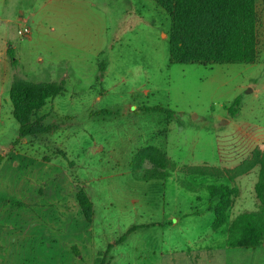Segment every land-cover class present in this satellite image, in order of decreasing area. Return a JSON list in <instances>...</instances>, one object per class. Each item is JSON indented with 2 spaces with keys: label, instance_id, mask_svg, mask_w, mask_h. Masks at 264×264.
<instances>
[{
  "label": "rangeland",
  "instance_id": "rangeland-1",
  "mask_svg": "<svg viewBox=\"0 0 264 264\" xmlns=\"http://www.w3.org/2000/svg\"><path fill=\"white\" fill-rule=\"evenodd\" d=\"M256 11V61L202 66L168 63L170 21L154 0H0V264H264V240L230 248L226 225L212 230L207 193L238 189L228 223L258 205V167L220 177L264 153V0ZM19 78L65 91L38 111L52 130L16 141ZM146 146L165 151L167 179L141 180Z\"/></svg>",
  "mask_w": 264,
  "mask_h": 264
},
{
  "label": "trees",
  "instance_id": "trees-1",
  "mask_svg": "<svg viewBox=\"0 0 264 264\" xmlns=\"http://www.w3.org/2000/svg\"><path fill=\"white\" fill-rule=\"evenodd\" d=\"M168 15L170 28L168 33L169 64H215L244 63L252 64L257 59V0H154ZM14 64L13 58H11ZM103 63L100 70L104 71ZM65 91L64 82L33 83L25 79H15L9 89L12 104V116L18 123V138L45 134L52 130L44 126L38 116L51 98ZM239 98H236L229 113L238 112ZM148 112L161 111V108H147ZM252 156L243 160L232 169H225L220 177L234 182L236 178L248 174L258 167L257 181L254 185L258 200L256 210L237 215L228 223L229 209L238 194L235 186L210 184L207 186L208 211L214 219L212 230H219L226 225L225 245L230 248H257L264 240V153L253 151ZM0 155V164L2 163ZM139 164L149 161L152 165L140 177L142 181L165 180L168 178L166 165L168 158L165 151L155 146H146L134 156ZM139 168V165H137ZM199 167L188 169V175H205ZM187 190L195 192L192 186ZM77 202L83 217H92V203L84 193L77 194ZM136 227L127 230L125 236ZM125 236L120 238L122 241ZM110 247V246H109Z\"/></svg>",
  "mask_w": 264,
  "mask_h": 264
},
{
  "label": "built area",
  "instance_id": "built-area-1",
  "mask_svg": "<svg viewBox=\"0 0 264 264\" xmlns=\"http://www.w3.org/2000/svg\"><path fill=\"white\" fill-rule=\"evenodd\" d=\"M30 33V29L28 27H23L22 29L18 30V34L20 36H27Z\"/></svg>",
  "mask_w": 264,
  "mask_h": 264
}]
</instances>
